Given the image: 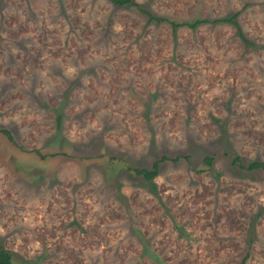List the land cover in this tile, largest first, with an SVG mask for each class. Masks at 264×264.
<instances>
[{"label":"rangeland","instance_id":"obj_1","mask_svg":"<svg viewBox=\"0 0 264 264\" xmlns=\"http://www.w3.org/2000/svg\"><path fill=\"white\" fill-rule=\"evenodd\" d=\"M133 2L165 21L0 0V247L13 264H264V170L232 164H264V0ZM235 13L248 45L217 22ZM176 155L150 182L128 170Z\"/></svg>","mask_w":264,"mask_h":264},{"label":"trees","instance_id":"obj_2","mask_svg":"<svg viewBox=\"0 0 264 264\" xmlns=\"http://www.w3.org/2000/svg\"><path fill=\"white\" fill-rule=\"evenodd\" d=\"M110 2V4H112L114 7L116 8H133V9H137L140 13H142L146 18L147 21L150 23L152 21L156 22V23H162L163 21H165V19L159 18V17H155L154 15H152L150 12L144 10L143 8H141L137 3L133 2V0H107ZM237 17V13H235L231 18H227L224 20H219L217 22H221V23H228L231 24L235 27V30L237 32L238 37L245 43V44H249L246 39L243 37L242 35V31L239 28L238 24L235 22V18ZM216 22V21H214ZM202 24H207V21L205 20H197L194 23L191 24H187V23H181V24H172L173 28H179V27H187L189 29H195L197 26L202 25ZM2 134L6 135L7 138L9 140H11V136L10 133L7 131L2 130L1 131ZM54 155H51V157ZM225 156H227V154H225ZM187 159L188 160V156H181V155H176L173 158H168L166 156H161L160 158H157L153 161L151 168L150 169H133L128 167L129 171H132L135 175L141 177L142 179L150 182L152 181L157 175H158V170H159V166L161 163L163 162H171V163H177L180 159ZM215 160V155H205L202 159V162L205 166H207V168H210L213 161ZM232 164L233 165H237V167H239L242 170H246V171H256V170H264V164L261 162H249L246 164V166H244L241 161L240 158L237 156L233 157L232 160ZM201 172V171H200ZM146 246V245H145ZM144 246V247H145ZM146 252L148 251L147 247H145ZM247 257L244 258L243 262L241 264H244V262L246 261ZM0 264H13L12 262V254L9 250L4 249L2 247H0Z\"/></svg>","mask_w":264,"mask_h":264}]
</instances>
